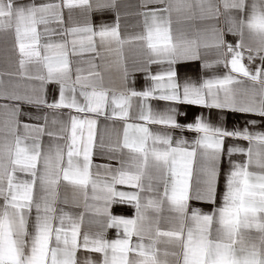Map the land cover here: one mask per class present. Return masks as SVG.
<instances>
[{
  "label": "snow or ice",
  "instance_id": "1",
  "mask_svg": "<svg viewBox=\"0 0 264 264\" xmlns=\"http://www.w3.org/2000/svg\"><path fill=\"white\" fill-rule=\"evenodd\" d=\"M0 264H264V0H0Z\"/></svg>",
  "mask_w": 264,
  "mask_h": 264
},
{
  "label": "crops",
  "instance_id": "2",
  "mask_svg": "<svg viewBox=\"0 0 264 264\" xmlns=\"http://www.w3.org/2000/svg\"><path fill=\"white\" fill-rule=\"evenodd\" d=\"M93 22L96 24H99L101 22H111L114 19V15L111 12H105V13H97L94 14ZM177 72L178 75L183 78H190L192 80H199L202 76H208L210 75V72H206L203 70L202 65L199 61H193V62H185L177 65ZM133 84L132 87H134L137 90H143L147 87L148 81L145 78L144 73H136L133 77ZM156 103V102H153ZM162 106L163 102H159ZM202 111H206L203 109H200L198 107L190 106L186 109L187 114L184 116L179 117V120L181 123H190L193 122L194 118L201 113ZM213 120H216L215 114H213ZM248 119H260L259 117H249L242 114H232L228 113L226 117L223 118V122L225 126L228 128H233L234 126H243L245 121ZM177 135H180V133H177ZM183 135L186 138L191 139L195 134L191 132H184ZM113 212L115 214H123L126 216H130L133 214V210L130 209L127 206H115L113 208ZM114 230H110L108 235L110 238L114 236Z\"/></svg>",
  "mask_w": 264,
  "mask_h": 264
}]
</instances>
